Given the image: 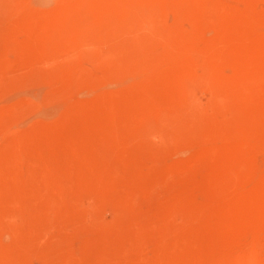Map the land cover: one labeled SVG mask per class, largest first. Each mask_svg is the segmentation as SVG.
Returning <instances> with one entry per match:
<instances>
[{
  "label": "rangeland",
  "instance_id": "374dc122",
  "mask_svg": "<svg viewBox=\"0 0 264 264\" xmlns=\"http://www.w3.org/2000/svg\"><path fill=\"white\" fill-rule=\"evenodd\" d=\"M254 253L264 0H0V264Z\"/></svg>",
  "mask_w": 264,
  "mask_h": 264
},
{
  "label": "bare ground",
  "instance_id": "6f19581e",
  "mask_svg": "<svg viewBox=\"0 0 264 264\" xmlns=\"http://www.w3.org/2000/svg\"><path fill=\"white\" fill-rule=\"evenodd\" d=\"M252 257H253V261L251 262V263H249V264H264V259H261L260 260V257H256V254L254 253L253 255H252ZM256 260V263H255V260ZM233 260H235V259H233ZM233 263H235L234 261H233ZM236 263H237V261H236Z\"/></svg>",
  "mask_w": 264,
  "mask_h": 264
}]
</instances>
